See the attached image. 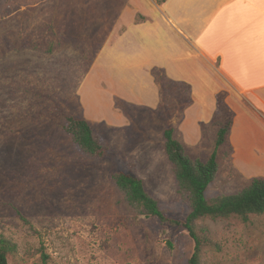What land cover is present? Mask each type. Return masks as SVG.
<instances>
[{"label": "rangeland", "instance_id": "rangeland-1", "mask_svg": "<svg viewBox=\"0 0 264 264\" xmlns=\"http://www.w3.org/2000/svg\"><path fill=\"white\" fill-rule=\"evenodd\" d=\"M134 6L0 0V236L13 245L8 264H42V254L47 264H188L194 242L179 222L189 208L164 151L167 127L192 160H206L219 123L231 121L208 199L264 177V117L249 101L221 91L213 109L191 108L188 84L153 69L160 91L150 107L137 87L123 86L130 92L124 94L109 67L95 65L101 48L132 20ZM69 115L90 122L106 155L89 157L71 141L62 128ZM115 171L142 179L165 219L128 206L111 179ZM202 223L212 243L201 264H264V213Z\"/></svg>", "mask_w": 264, "mask_h": 264}, {"label": "crops", "instance_id": "crops-1", "mask_svg": "<svg viewBox=\"0 0 264 264\" xmlns=\"http://www.w3.org/2000/svg\"><path fill=\"white\" fill-rule=\"evenodd\" d=\"M130 1L136 5L132 20L95 60L100 69L109 67L124 94L130 92L123 86H135L143 103L155 107L152 95L158 99L160 89L151 71L159 69L171 81L188 84L191 108L213 109L216 95L227 91L264 117V0ZM137 11L141 20H135ZM236 125L235 118L231 137Z\"/></svg>", "mask_w": 264, "mask_h": 264}, {"label": "trees", "instance_id": "trees-1", "mask_svg": "<svg viewBox=\"0 0 264 264\" xmlns=\"http://www.w3.org/2000/svg\"><path fill=\"white\" fill-rule=\"evenodd\" d=\"M230 125L231 121L219 123L215 147L206 160H192L185 153L183 143L174 136L173 127L163 130L164 151L172 166L177 192L189 208L184 220L179 222L194 242L188 264H201L203 249L212 243L209 230L202 223L204 218L221 219L237 216L247 221L251 215L264 213V177L252 178L247 186L236 193L218 194L209 199L205 195L207 186L217 172V149L225 143ZM62 128L71 141L87 156L99 158L106 155L108 146L95 134L87 119L66 116ZM111 179L123 200L136 213L165 219L159 201L146 190L142 179L138 176L131 172L115 171L111 174ZM12 248V243L0 236V264H8L7 253ZM41 259L42 264H47L46 254H42Z\"/></svg>", "mask_w": 264, "mask_h": 264}]
</instances>
